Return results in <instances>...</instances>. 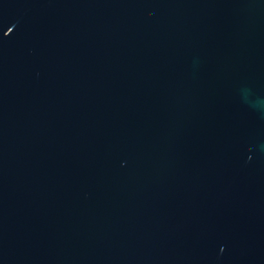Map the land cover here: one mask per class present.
Segmentation results:
<instances>
[{"label":"water","instance_id":"1","mask_svg":"<svg viewBox=\"0 0 264 264\" xmlns=\"http://www.w3.org/2000/svg\"><path fill=\"white\" fill-rule=\"evenodd\" d=\"M0 264H264V0H0Z\"/></svg>","mask_w":264,"mask_h":264}]
</instances>
